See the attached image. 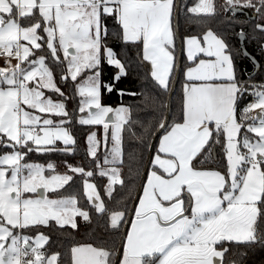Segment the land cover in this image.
Returning a JSON list of instances; mask_svg holds the SVG:
<instances>
[{
	"label": "snow or ice",
	"instance_id": "obj_1",
	"mask_svg": "<svg viewBox=\"0 0 264 264\" xmlns=\"http://www.w3.org/2000/svg\"><path fill=\"white\" fill-rule=\"evenodd\" d=\"M178 12L177 0H0V264H61L60 253L44 250L50 237L40 229L78 230V218L91 224L93 212L107 216V230L122 237L121 246L75 244L69 264H248L252 249L264 250V82H253L255 72L239 80L235 64L242 56L261 68L244 47L246 22L235 17L250 12L253 33L264 37V0H199L187 8L188 22L203 31L183 37L181 114L172 123L145 124L132 119L130 105L102 103V90L141 95L116 88L130 61L119 58L113 41L133 46L156 88L171 90L179 63ZM226 13L230 25L240 24L239 48L227 32L208 26ZM257 43L264 55V43ZM105 63L118 70L107 83L101 79ZM69 81L81 97L75 123L103 132L86 136L95 168L65 160L61 174L52 162L26 158L76 153L67 109L72 96L61 87ZM245 95L252 99L241 107ZM125 134L138 142L127 152ZM157 134L145 162L143 150L151 151L148 141ZM76 175L84 178L83 206L79 192L65 191ZM97 176L106 178L109 200L117 186L129 195L136 191L135 206L129 209L122 198V210L109 209L91 181Z\"/></svg>",
	"mask_w": 264,
	"mask_h": 264
},
{
	"label": "trees",
	"instance_id": "obj_2",
	"mask_svg": "<svg viewBox=\"0 0 264 264\" xmlns=\"http://www.w3.org/2000/svg\"><path fill=\"white\" fill-rule=\"evenodd\" d=\"M199 0H181V11H180V19H179V29L180 35L183 40L185 35H196L203 31L202 27H198L194 23H189L185 17V13L187 8L195 6ZM222 2V0H218V3ZM189 16L194 17V14H188ZM230 13L222 14L220 16L215 17L214 19L208 20V26L211 27L214 31L218 33L227 32L231 46L233 48H239V38L235 35L236 32L239 31L240 24L230 25L226 20L225 16H230ZM175 16V13H174ZM251 13L246 14L238 13L235 17L237 21H243L245 31L248 35V38L245 40L244 46L247 48L248 52H250L256 59L261 63V70L252 77L253 82H264V55L259 52V47L257 41L260 43H264V37L260 33H253L252 29L254 26V21L250 19ZM175 22V19H174ZM109 27H112V21H107ZM253 35H255V39H253ZM113 47L117 52L119 58L122 61L129 62L130 67L128 69V75L126 77H122L121 80L116 83L117 89H123L125 92H136L141 95L130 96L124 95L121 97L117 94L116 91L108 93L106 90H102V103L113 108H116L123 103V105H130L132 107V119L143 121L145 124L147 123H156L160 119L165 118L166 116V108H167V98L168 94L161 92L158 88H156L154 82L151 80L150 76H148V71L150 66L141 67L135 57L136 49L129 45L126 48H123L118 42L113 41ZM42 54H46L42 53ZM179 54V50L177 49V56ZM184 63V60H183ZM237 78L241 81L247 79L248 73H253L255 68L253 64L248 60L243 58L242 56H237L235 60ZM247 70V71H245ZM54 71H57V81L59 82V72L54 68ZM118 70L114 67H109L106 63L103 65V72L101 79L103 82L107 83L110 81L111 77L114 76ZM182 74H183V66L180 77V82L176 91V94L172 101V115L169 123H172L174 120L178 119L181 114V102H182ZM81 78V77H80ZM80 78L76 83H79ZM62 89L66 94L72 96V99L67 103V109L72 116L73 124L71 125V131L74 137L77 140L76 145V153L71 156H66L61 153H49L40 155L37 153H31L26 158L27 162L32 163H42L47 164L48 162H52L56 165L57 173H64L67 171L64 161L67 160L71 164H77L78 162L83 165L86 169L89 167L95 168V164L89 163V157L86 152V136L88 133L95 131L99 136H102L103 129L101 126H81L75 123L76 119L80 115L75 110L79 106V101L81 97L76 94L73 82L69 81L68 84L61 85ZM147 95L149 97L146 103H142L144 101V97ZM153 97H155V102H153ZM53 98L58 99L55 95ZM252 99L251 96L245 95L243 101H241V107H243L244 103H247ZM86 115V113L84 114ZM154 138V137H153ZM153 138L149 139L148 143L152 144ZM136 141H132L127 134H125V151H129L132 148L137 146ZM103 152V148L101 149V153ZM2 154V152H0ZM150 150H143L144 161H148ZM211 166V165H210ZM144 167H141L140 171L144 172ZM49 174V173H47ZM71 174V173H69ZM124 176L126 179V184L131 183L128 178V167L127 165L124 168ZM84 178L82 176L76 175L74 176V180L70 183V186H66L65 191L67 193H71L72 191H77L80 193L81 206H83L86 202L83 200V187L82 180ZM91 181L96 183L98 189L101 192L102 198L105 200L107 206L111 210H122L124 204H117L118 200L123 198L124 203L127 205L129 209H131L132 204L134 202V198L137 195L136 191H133L130 195L127 192V189H121L117 186V191L114 194V198L109 200L108 197L104 194V186L106 184V178L93 177ZM141 179L137 177L135 179V184L137 188L140 187ZM78 222L80 227L78 230H73L70 227H66L65 229L58 228H41L40 231L45 233L50 237V242L48 245H45L44 250L47 254L60 253V261L61 264H69L70 261V248L75 244L81 243H93L94 245H101L102 242H105L103 246L105 247H115L119 249L121 236L114 235L110 231L107 230L108 219L107 216H99L98 214L92 213V223L85 224L82 220L78 218ZM30 235H35L34 233H29ZM248 264H264V250H260L259 248H254L251 250V253L248 258Z\"/></svg>",
	"mask_w": 264,
	"mask_h": 264
},
{
	"label": "water",
	"instance_id": "obj_3",
	"mask_svg": "<svg viewBox=\"0 0 264 264\" xmlns=\"http://www.w3.org/2000/svg\"><path fill=\"white\" fill-rule=\"evenodd\" d=\"M177 4H178V7H179V12L178 13H175V16H174L175 22H174V24L177 25V32H178L177 45H178V50H179V54H178L179 63H178V66H177V72H176V76H175L174 83H173V85L171 87V90H170V92L168 94V98H167V108H166V116H165V118H167L168 123L171 120V115H172V108H171L172 107V101H173V98H174V96L176 94V91H177V88H178V85H179V82H180V77H181V72H182V66H183V58H184L183 41H182V38H181V35H180V29H179V19H180V11H181V0H177ZM240 13L245 14L244 12H240ZM247 16H248V14H247ZM260 65H261V63H260ZM261 68H262V66H261ZM261 68L259 70H257V69L254 70L255 75L261 70ZM158 135L159 134H157L153 138V141H152V144H151L153 147H152V149H151V151L149 153L148 159L150 158L151 152L154 151V149H155L156 143L158 141ZM145 172H146V169H144V172L143 173H145ZM141 183H142V181H141ZM141 183H140V185H141ZM136 202L137 201L134 199V202H133L131 208H133L135 206V203ZM131 218H132L131 217V214H129L128 219H131ZM121 243H122V237H121V241H120L119 248L121 246Z\"/></svg>",
	"mask_w": 264,
	"mask_h": 264
},
{
	"label": "rangeland",
	"instance_id": "obj_4",
	"mask_svg": "<svg viewBox=\"0 0 264 264\" xmlns=\"http://www.w3.org/2000/svg\"><path fill=\"white\" fill-rule=\"evenodd\" d=\"M198 3H199V2H198ZM198 3H197V4H198ZM197 4H196V5H197ZM196 5H195V6H196ZM195 6H193V7H195ZM3 62H4L3 59L0 58V67L4 66V65H3ZM13 63H15V61H13ZM263 72H264V71H263ZM86 75H87V74L82 75L81 78H80V81H79V82H81V81L86 77ZM49 95H52V94L49 93ZM53 99H55V98H53ZM253 114H255V113H253ZM54 119H57V118H54ZM58 144H59V142H58ZM0 154H1V153H0ZM61 174H62V173H61ZM46 175H47V173H46Z\"/></svg>",
	"mask_w": 264,
	"mask_h": 264
},
{
	"label": "crops",
	"instance_id": "obj_5",
	"mask_svg": "<svg viewBox=\"0 0 264 264\" xmlns=\"http://www.w3.org/2000/svg\"><path fill=\"white\" fill-rule=\"evenodd\" d=\"M182 41H183V40H182ZM183 60H184V63H183V67H184V65L187 63L185 56H184ZM182 80H183V74H182ZM157 144H158V141H157L156 145H157Z\"/></svg>",
	"mask_w": 264,
	"mask_h": 264
},
{
	"label": "built area",
	"instance_id": "obj_6",
	"mask_svg": "<svg viewBox=\"0 0 264 264\" xmlns=\"http://www.w3.org/2000/svg\"><path fill=\"white\" fill-rule=\"evenodd\" d=\"M3 65H4V62H3Z\"/></svg>",
	"mask_w": 264,
	"mask_h": 264
}]
</instances>
